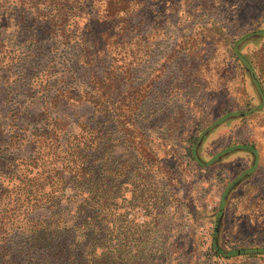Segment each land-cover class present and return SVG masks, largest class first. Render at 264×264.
<instances>
[{
	"label": "rangeland",
	"instance_id": "obj_1",
	"mask_svg": "<svg viewBox=\"0 0 264 264\" xmlns=\"http://www.w3.org/2000/svg\"><path fill=\"white\" fill-rule=\"evenodd\" d=\"M6 1L10 5L0 10V123L12 121L4 125L12 128V150L30 157L28 143L41 125L59 135L60 149L73 137H89L104 119L77 95L88 90L89 73L75 61L76 49L54 48L40 29L31 36L16 17L17 1ZM170 1L153 49H123L125 101L132 103L133 90L142 88L134 125L119 131L115 118L110 122V179L123 168L117 209L148 231L146 243L161 247L159 256H171L172 264H264V256L224 259L209 250L213 233L223 247H264V105L246 116L227 115L260 103L232 44L239 41L264 88V0ZM60 88L73 93L65 103ZM16 114L27 120H14ZM16 137L22 138L14 148ZM245 143L257 157L240 149L224 153ZM94 147L88 155L95 160ZM54 151L40 154L36 170L59 167ZM15 179L0 175L3 187ZM64 189V199L77 192L72 185Z\"/></svg>",
	"mask_w": 264,
	"mask_h": 264
},
{
	"label": "trees",
	"instance_id": "obj_2",
	"mask_svg": "<svg viewBox=\"0 0 264 264\" xmlns=\"http://www.w3.org/2000/svg\"><path fill=\"white\" fill-rule=\"evenodd\" d=\"M16 1V17L31 36L40 29L54 48L71 45L76 49L75 61L89 73L88 90L77 95L104 121L89 131V137H73L62 149L59 135L53 138L51 129L41 125L32 133L27 158L15 153L22 137H16V149L12 150V128L4 127L12 126V121L0 123V175L16 176L13 186L3 187L0 182V264H172L171 256H159L161 247L146 243V238H151L149 232L117 209L123 192V168L116 169V179H110L107 172L110 122L115 118L112 126L119 131L134 125L139 108L134 102L141 97L142 84L133 90L134 101H125L122 86L128 71L124 69L123 49H153L162 24L169 19L171 1ZM7 5L10 3L0 0V10L5 11ZM165 30L163 27L162 32ZM238 42L232 44L233 52L252 75L260 103L229 116H246L264 105V88L240 53ZM58 90L60 102L65 103L73 94L70 89ZM16 115L14 120H27ZM94 144L99 150L95 160L88 155ZM232 149L257 157L248 143L228 147L224 153ZM51 150L57 152L59 167L53 163L52 168L36 170L40 154ZM192 150L200 161L196 145ZM70 185L77 192L64 199L61 191ZM220 214L219 209L216 216ZM213 234L209 250L215 257L264 256V247H223Z\"/></svg>",
	"mask_w": 264,
	"mask_h": 264
}]
</instances>
